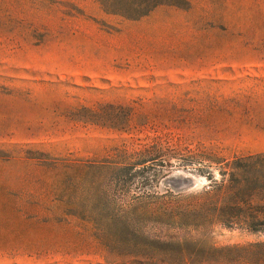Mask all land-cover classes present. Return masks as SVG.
<instances>
[{"label":"rangeland","instance_id":"374dc122","mask_svg":"<svg viewBox=\"0 0 264 264\" xmlns=\"http://www.w3.org/2000/svg\"><path fill=\"white\" fill-rule=\"evenodd\" d=\"M124 153L159 171L151 187L99 169ZM260 153L264 0L136 21L96 0H0V264H264V233L130 216L147 194L198 195L212 161ZM109 216L131 231L95 234L89 219Z\"/></svg>","mask_w":264,"mask_h":264},{"label":"trees","instance_id":"16d2710c","mask_svg":"<svg viewBox=\"0 0 264 264\" xmlns=\"http://www.w3.org/2000/svg\"><path fill=\"white\" fill-rule=\"evenodd\" d=\"M96 2L107 15L126 21H136L159 6L180 7L182 0H96ZM117 160L121 163L105 159L99 165V169L106 174L118 171L122 187L138 181L139 188L146 190L157 180L159 171L148 175L147 172L153 169V166H143L144 161L128 163L130 159L125 153L117 157ZM212 162L217 166V177L208 171L209 168L205 171L201 169L199 174L205 178L207 185L198 195L179 200L147 194L144 199L149 202L133 208L135 210L130 215L134 216L131 222L148 220L177 226L219 224L228 229L235 227L252 233H264V153L234 156ZM94 168V165H91L88 169ZM115 217L117 216H109L102 221L89 219L94 225L95 234H105V237L114 235L113 230L118 224L121 225L122 231H131L127 221L122 220L121 223V220L119 222ZM182 263L186 264L184 261Z\"/></svg>","mask_w":264,"mask_h":264}]
</instances>
